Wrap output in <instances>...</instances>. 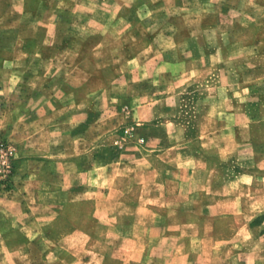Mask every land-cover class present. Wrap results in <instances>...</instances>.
I'll use <instances>...</instances> for the list:
<instances>
[{
	"label": "crops",
	"instance_id": "obj_1",
	"mask_svg": "<svg viewBox=\"0 0 264 264\" xmlns=\"http://www.w3.org/2000/svg\"><path fill=\"white\" fill-rule=\"evenodd\" d=\"M168 1L0 0V136L18 142L21 150L26 148L25 153L36 151L45 157L39 169L44 178L19 176L20 180L12 182L8 190L0 191V264H19L22 255L30 256L36 249L42 250L48 264L62 260L55 248H42L37 228L29 223L21 225L18 220L26 211L50 225L66 217L72 203L62 177L67 168L63 163L58 165L54 156L67 154V149L78 143L73 153H81L80 143L88 128L110 116L117 101H125L121 109L139 116L148 130L143 154L173 155L170 166L157 164L155 168L163 175L170 172L172 176L167 180L177 186H183L184 177L190 173L195 181H205L214 152L215 175L207 179L206 185L219 188L220 194L193 192L183 208L199 212L206 219L211 216L216 234H226L227 227L222 228V222L228 218L224 208L230 201L243 212L244 199L225 191L229 181L222 163L233 155L240 160L246 157V168L232 178L248 176L253 186V174L260 166L257 171L250 167L264 161V142L258 141H264V0H190L200 9L201 18L184 24L163 18L169 10ZM130 39L143 44L139 51L132 50ZM118 41L121 53L117 54ZM90 42L94 44L92 48ZM132 81L137 93L129 96ZM201 86L209 91L203 98L204 129L198 125L197 132L190 133L191 121L180 118L183 103L179 98L181 92ZM91 104L95 108L93 120L89 119ZM84 124H88L87 130L74 132ZM68 136L73 139L72 145ZM197 138L220 139V143L213 150L200 152L194 141ZM170 139L179 141L171 144ZM199 155L204 157L203 168L196 164ZM186 157L194 164L191 162L185 168L186 174H182L181 160ZM26 162L22 171H26ZM110 164L96 163L95 188L102 193L95 205L113 203L108 189L98 185L105 167L108 174L116 168L111 169ZM41 187L47 190L44 204L40 203ZM118 202L131 210L127 215L140 219L150 210L156 219L163 221L167 217L159 208L146 204L147 196L132 193V189L125 188ZM103 215L92 217L101 219ZM258 217L264 218L262 211L251 219ZM131 227L132 222L124 223L123 233L131 234ZM147 229L144 226L137 231L140 237L133 244L121 245L133 250L122 260H112L106 252L91 251L93 257L75 263L145 264ZM49 236L44 237L47 242L51 241ZM255 236L264 242V230ZM156 245L157 250L166 247ZM171 262L207 264L203 258L186 256ZM234 263L245 261L241 258ZM252 264L264 261L254 259Z\"/></svg>",
	"mask_w": 264,
	"mask_h": 264
},
{
	"label": "rangeland",
	"instance_id": "obj_2",
	"mask_svg": "<svg viewBox=\"0 0 264 264\" xmlns=\"http://www.w3.org/2000/svg\"><path fill=\"white\" fill-rule=\"evenodd\" d=\"M189 1L183 0L174 5L173 0H169L168 17L164 16L163 18H169L173 21L179 20L183 24L187 20L198 21L201 18V11ZM258 13L262 16V9L258 10ZM140 30L143 31L141 25ZM130 40L132 50L134 52L139 51L143 44ZM118 43L120 42H116L115 50L117 54L121 53ZM88 44L91 48L94 45L93 42ZM107 46L108 44L105 43V47ZM92 56V60L95 61V56ZM159 79H157L158 82ZM130 84L129 96H134L137 93V86L133 81ZM169 93L172 94L173 92ZM205 94H209V91H205L203 86L196 90L193 88L190 91H183L180 94L179 99L183 103V113L180 118L184 121H191L190 133L197 132L198 125L200 130L204 129L203 98ZM124 103L125 101H117L116 107L112 108V112L109 113L110 116H106L107 119L105 117L96 125L93 124L88 130L85 128L88 124L74 129L75 133L87 130L86 136L80 143L81 153L78 155L73 153L76 150L74 148L79 145L78 143L71 149H67V154L54 156L58 165L63 163L67 168L62 177L68 185L67 189L70 190L72 203L68 205L66 217L58 218L50 225L43 218L33 217L32 211H26L24 217L18 220L20 224L28 226L29 223L39 230L40 239L38 240L42 248H46V246L55 248L57 255L62 259L57 264H76L75 262L82 258L93 257L91 251L101 254L106 252L112 260H122L127 253L133 252V250L125 249L121 245L136 242L140 237L137 236V231L144 226H148L146 241L149 244L147 257L144 260L145 264H172V260H179L183 256L190 259L203 258L207 264H219L223 260L228 261L227 264H235L236 259L241 258L244 259L245 264H252L254 259L264 261V242L259 241L255 236L260 230H264V218L251 219V216L259 211L264 214V171H261L263 169L260 170V168H264V161L260 164L254 163L250 167L257 171L258 165L260 166L259 171L253 174L255 175V185L253 186L249 183L248 176L232 178L234 175H238V172H241L243 168H246V157L240 160L233 155L222 163L229 181V185L224 190L229 196L238 195L244 199V214L239 212L240 209L236 207L234 201H230L224 208L228 218L224 223L222 222V228L227 227L226 234H216L215 222L211 216L206 219L199 212L190 213L183 208L186 200L189 199V195L193 192L205 190V192L209 191L212 196L220 194L219 188L210 189L206 185L207 179L213 178L215 175L213 171L216 163L214 152L211 153L212 169L207 172L205 181H195L193 174L190 173L184 177L183 186H177L167 180L172 176L170 172H165L163 175L161 171L157 172L155 168L157 164L170 166L173 162V155L170 153L162 156L143 154L144 147L147 145L148 130L145 125L141 124L139 116L121 109ZM91 108L93 109L89 119L93 120L95 119V108L92 104ZM72 141L71 136H68L69 145H72ZM169 141L172 144L179 140L170 139ZM194 141L197 151L200 152L213 150L220 143V139L215 138L206 140L197 138ZM258 141L264 142L260 138ZM0 142H4L8 148L10 163L9 173L0 180V191L8 190L12 182L20 180L19 176L24 177L33 174L35 178L42 179L45 177L44 173L39 171L45 158L41 153L36 151L25 153L26 148L21 150L18 142L9 137L0 136ZM201 156L199 155V163L196 164H200L199 166L203 168L202 159L204 157ZM125 158L128 159L124 164L123 159ZM23 161H27L25 163L27 164L26 171H22ZM98 161L102 162L103 165L111 163L109 165L111 169L116 167L110 171L111 175L108 174L109 171L105 167V170L101 171V182L98 184L99 188L108 189V195L113 201L110 204L95 205V199L102 193L95 188L94 181ZM191 162L194 164V160L189 157L181 160L182 167L180 170L182 174H186L185 168ZM217 177L220 178L221 176L217 174ZM125 188L126 190L132 189V193L147 196L148 203L146 204L159 208L167 217L163 221L156 219L152 210L142 213V216L144 215L142 219L134 217V214L127 215V212H131V210L118 202V198L123 194ZM38 191L41 195L40 203L44 204L43 194L47 190L41 187ZM108 207L110 210L107 209ZM93 214L96 216L105 214V216L103 215L101 219H95L92 217ZM126 222H132L131 234L123 233L122 228ZM258 227L260 230L257 229ZM236 231L238 232L237 235ZM45 236H49L51 241L47 242L44 239ZM156 243L160 246L165 245V249L157 250ZM45 258L42 250L36 249V252L34 251L30 256L22 255L19 264H31L33 263L31 260H35L34 262L39 264H48ZM95 263L93 261L89 264Z\"/></svg>",
	"mask_w": 264,
	"mask_h": 264
},
{
	"label": "built area",
	"instance_id": "obj_3",
	"mask_svg": "<svg viewBox=\"0 0 264 264\" xmlns=\"http://www.w3.org/2000/svg\"><path fill=\"white\" fill-rule=\"evenodd\" d=\"M9 151L4 142H0V180L5 178L9 173Z\"/></svg>",
	"mask_w": 264,
	"mask_h": 264
}]
</instances>
